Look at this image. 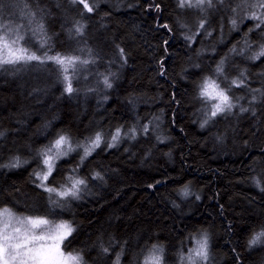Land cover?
<instances>
[{
    "label": "trees",
    "instance_id": "trees-1",
    "mask_svg": "<svg viewBox=\"0 0 264 264\" xmlns=\"http://www.w3.org/2000/svg\"><path fill=\"white\" fill-rule=\"evenodd\" d=\"M86 2L90 13L72 0H3L0 24L23 25L21 46L37 51L43 37L49 55L93 62L69 66L71 94L51 61L0 68V210L68 222L75 230L63 248L85 264H115L116 254L120 264H143L152 245L163 247L164 264H179L205 233L206 264H264V243L248 246L264 225V57L250 58L264 43V24L250 18L261 11L240 0L203 11L178 0ZM206 77L221 87L244 80L228 93L235 107L207 124ZM98 132L104 142L83 164L71 152L47 182L84 179L79 198L38 187L37 152L59 135L75 147ZM14 157L28 163L8 167Z\"/></svg>",
    "mask_w": 264,
    "mask_h": 264
},
{
    "label": "snow or ice",
    "instance_id": "snow-or-ice-1",
    "mask_svg": "<svg viewBox=\"0 0 264 264\" xmlns=\"http://www.w3.org/2000/svg\"><path fill=\"white\" fill-rule=\"evenodd\" d=\"M73 3L82 4L87 12H92L94 9L86 0H72ZM226 0H178L179 7L184 8H200L202 11L207 8H215L216 4L224 5ZM95 4V0H93ZM98 6V5H97ZM238 6L251 7L259 9L260 15L255 11L250 14V18L257 20L256 28H260L264 24V0H240ZM157 10L159 5L156 6ZM4 8L3 0H0V18ZM35 12L31 13L34 18ZM31 23V20L29 21ZM232 24H236V20H232ZM23 25H18L15 29L9 27L7 23L0 24V68L5 65L29 64L33 61L37 62L36 66L46 65L51 61L54 65L62 71L63 80L65 81L64 91L71 94L74 89L72 86V79L68 75L69 66L75 69L77 63L87 65L93 61L82 60L79 56H64L60 53L49 55L52 50L48 44V40L43 37L40 39L37 51L41 54L38 55L37 51H30L28 48L21 46V41L24 36L20 35V29ZM167 27V25H164ZM200 28L205 27V22L199 24ZM33 35L36 31L43 32V24H39L37 29H30ZM253 29H249V32ZM83 32V26L77 27V33ZM192 40V37H188ZM251 47V45H248ZM259 51L255 52L250 58L258 60L264 57V43L258 45ZM235 51V48L232 49ZM123 55V49H120ZM242 54V53H241ZM223 61L217 66L215 72L223 74ZM226 80L227 77H224ZM104 84L111 87L108 77L104 78ZM244 84V80H231L228 85L221 87V84L216 79L211 77L204 78L203 82L199 85V96L202 101L209 105V115L204 123L207 124L208 120L226 112H230L235 104L232 102V97L229 96L232 86L240 87ZM256 97L253 96V100ZM214 101V102H213ZM241 111L247 109L241 108ZM203 126V125H202ZM146 130V129H145ZM121 130L116 129L115 135L111 136L112 143H107L106 147H114L115 142L120 138ZM0 136L3 133L0 132ZM87 144L77 140L75 147L70 137L66 135H59L54 142H50L49 146L41 149L36 154L37 164L40 170H34L33 175L38 180V187L42 188L49 194H55L60 199L68 197L79 198L81 186L86 184L84 179H76L73 176L66 178L67 183L61 184L59 187L49 186V177H52L53 172L56 170V163L61 158L68 156L71 152L80 150L79 164L92 155V153L101 146L103 141L102 135L98 132L94 138H86ZM22 163L28 161H21L20 157H14L13 162L8 167H20ZM73 172L76 169H72ZM99 176V173H97ZM53 185L57 183L55 178L52 181ZM254 183L259 187L260 179L255 178ZM264 191V187L261 188ZM185 195L187 190L185 189ZM49 200L53 205L59 206V199H53L49 196ZM15 221V223H13ZM75 229L68 222H61L53 225L46 216H15L10 209L4 208L0 211V264H85L83 256L79 253L71 251L65 253L61 247L63 242L72 235ZM264 243V225L260 226V230L252 234L248 240V246ZM103 251L107 253L109 250L104 248ZM164 249L159 245H152L151 249L144 257L143 264H164ZM121 255L116 254L115 264H120ZM209 260V244L207 234H203L201 239L196 241V247L192 248L188 254L181 255L179 264H206Z\"/></svg>",
    "mask_w": 264,
    "mask_h": 264
},
{
    "label": "rangeland",
    "instance_id": "rangeland-1",
    "mask_svg": "<svg viewBox=\"0 0 264 264\" xmlns=\"http://www.w3.org/2000/svg\"><path fill=\"white\" fill-rule=\"evenodd\" d=\"M251 3V2H250ZM214 102V101H213ZM0 211H2V210H0ZM12 212V211H11ZM13 213V212H12ZM15 216H19V217H25V216H21V215H18V214H15V213H13ZM13 223H15V221H13ZM53 225H55V224H59V223H52ZM66 241V240H65ZM65 241L63 242V244L61 245V247H62V249H63V251L65 252V253H67V251L63 248V246H64V243H65Z\"/></svg>",
    "mask_w": 264,
    "mask_h": 264
}]
</instances>
